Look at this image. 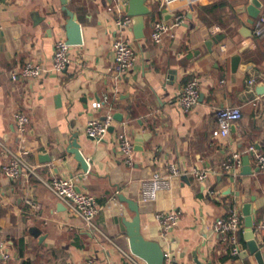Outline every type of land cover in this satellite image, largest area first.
<instances>
[{"label": "crops", "instance_id": "crops-1", "mask_svg": "<svg viewBox=\"0 0 264 264\" xmlns=\"http://www.w3.org/2000/svg\"><path fill=\"white\" fill-rule=\"evenodd\" d=\"M259 1L262 8L254 23L247 9L251 0L178 3L168 11L174 16L184 13L185 19L174 37L156 44L151 39L152 24L164 20V7L161 0H146L152 12L145 16V37L136 38L133 23L126 31L137 51L136 65L119 82L116 93H110L114 129L98 142L86 134V125L106 112L94 104L113 85L114 6L124 8L125 0H68L81 25L83 43L72 45V61L62 73L52 70L55 42L66 38L68 16L62 1L0 0V238L10 252L8 259L0 256V264H87L89 260L137 264L129 238L120 228L121 219L131 220L134 212L120 194L139 203L143 235L172 250L173 258L166 264H194L195 251L206 264H260L249 251L245 217L238 234L242 247L238 256L230 254L213 229L229 208L238 207L244 216V204L251 203L253 229L264 254V241L257 232L264 216V172L247 151L251 145L264 150V24L261 36L253 33L264 17V0ZM243 27L252 34L246 35ZM236 55L240 60L233 70ZM30 62L42 67L40 76L11 78L13 70ZM253 76L256 84L249 91L247 82ZM193 77L200 82V100L184 112L178 103L180 92ZM223 106H241L243 116L228 137H215V111ZM17 111L31 118L24 144L29 149L26 159L37 174L10 180L2 166L10 157L8 150L18 151L21 143L14 122ZM124 129L134 143L132 165L124 163L116 138ZM74 132L90 162V173L68 151ZM233 153L242 156L236 178L222 168ZM246 156L251 168L247 172ZM170 163L183 170H204L208 178L202 183L191 174L171 176ZM155 173L164 176L169 186L159 191L155 201L145 202L144 184ZM54 176L75 177L79 190L96 197L102 234L83 227L40 179ZM171 210H179L181 220L165 238L155 216ZM32 227L41 230L43 240L30 232ZM137 261L146 264L139 257Z\"/></svg>", "mask_w": 264, "mask_h": 264}, {"label": "built area", "instance_id": "built-area-1", "mask_svg": "<svg viewBox=\"0 0 264 264\" xmlns=\"http://www.w3.org/2000/svg\"><path fill=\"white\" fill-rule=\"evenodd\" d=\"M201 0H161L162 7L172 12V7L178 3H185L187 6L194 5ZM113 10V8H109ZM116 10L115 23L117 33L113 37V66L110 69L113 85L109 93L104 95L102 100L95 102L97 109L105 108L103 116H97L88 121L86 125V134L96 141H102L110 132V128L114 127V109L111 105L110 93H116L119 82L130 74L137 62V51L132 40L127 37L126 31L131 28L133 17L124 13V8L114 6ZM176 13V12H174ZM185 19L184 13L176 14L170 20H156L152 24L151 39L156 44H162L166 37H174L175 28ZM264 17L254 26L253 33L255 36H261L263 33ZM72 45L67 42L66 38H60L55 42L53 65L54 72L62 73L71 63ZM42 67L35 63H28L21 69L11 72L13 80L35 78L41 75ZM256 84L255 76L251 77L248 82V90L252 91ZM201 96V87L198 78L193 77L188 80L182 88L179 96V106L182 111H191L199 102ZM217 117V128L213 131L215 137H228L235 126L243 116L241 106H223L215 111ZM14 122L16 131L21 143L19 150L13 152L8 150L10 157L2 166V173L10 180H17L23 176L26 178L32 174H37L35 167L28 163L26 157L29 149L24 144L26 134L31 122V118L27 112L17 111L14 114ZM117 141L120 146L121 156L125 164L132 165L133 155L135 152L134 143L130 134L124 129L117 133ZM248 153L253 157L258 169L264 172V150L251 145ZM242 164V156L239 153H233L228 156L222 163L223 172L230 177L238 176V168ZM169 172L171 176L180 177L184 174L193 175L199 178L200 182H206L208 172L200 169L183 170L181 167L170 163ZM42 182L46 184L55 194L56 198L61 201L67 209L78 219L82 221L83 227L93 234H102L96 218L101 210V206L97 203L96 197L86 191L77 188L75 177H40ZM169 184L166 178L160 173H155L152 178L144 184L142 192V200L145 202L155 201L158 193L163 188H168ZM209 195L215 199H219L217 193L209 190ZM161 235L165 238L169 237L172 231L178 226L181 220V212L179 210L161 211L156 213ZM244 227V216L238 207L229 208L226 216L218 217L213 229L219 242L225 244L232 256H238L242 252L239 241V231ZM257 232L264 241V216L262 217ZM165 252L166 262L173 258V252L170 248H163ZM0 252L5 259L10 258V252L7 247L6 240L0 238ZM133 261H137L138 257L133 255ZM87 264H93L89 260Z\"/></svg>", "mask_w": 264, "mask_h": 264}, {"label": "water", "instance_id": "water-1", "mask_svg": "<svg viewBox=\"0 0 264 264\" xmlns=\"http://www.w3.org/2000/svg\"><path fill=\"white\" fill-rule=\"evenodd\" d=\"M61 1L63 4V10L68 16V20L65 24L67 42L71 45H81L83 43V35L81 25L77 20V16L75 12L68 8V0ZM125 2L126 4L124 8L126 13L133 17V31L136 38H144V29L146 25L145 16L152 12L151 8H149V6L146 4V0H125ZM251 4L252 5L247 9L250 15L252 16V18L250 19V23H254L253 18L258 16L259 12L261 11L262 4L259 0H251ZM161 13L164 20L171 19L174 16V14L170 13L166 8L162 9ZM243 30L246 31V35L252 34L251 30H249L248 28L243 27ZM218 38H220V36H218ZM209 42L211 43L213 42V40H209ZM232 60V67L233 70H235L237 67V63L240 60V55L234 56ZM113 129L114 127H111L110 131H112ZM68 151L74 154L77 162L79 163V167H81V169L85 173H90V162L81 152V146L78 142L77 132H74L71 136ZM248 164L249 156H246L244 158V169L246 172L249 169L251 170ZM119 198L121 201L127 203L129 209L134 212V216L131 220L122 218L120 221L121 230L125 232L129 238V247L131 252L139 258L143 259L146 264H166L165 252L162 245L158 241L147 239L142 233L139 203L136 200L124 196L123 194H120ZM243 213L245 217V224L247 227L245 237L249 243V251L255 255L260 264H264V254L259 247V244L256 240V234L253 229L255 216L253 214V208L251 203L244 204ZM30 232L34 236L39 237L40 240H43L45 237L42 234L41 230L37 227L30 228ZM0 256H2L1 252ZM194 264H206V262L200 259L198 251L194 252Z\"/></svg>", "mask_w": 264, "mask_h": 264}, {"label": "trees", "instance_id": "trees-1", "mask_svg": "<svg viewBox=\"0 0 264 264\" xmlns=\"http://www.w3.org/2000/svg\"><path fill=\"white\" fill-rule=\"evenodd\" d=\"M23 264H33L32 262H23Z\"/></svg>", "mask_w": 264, "mask_h": 264}]
</instances>
